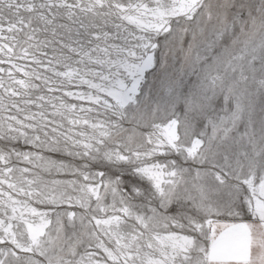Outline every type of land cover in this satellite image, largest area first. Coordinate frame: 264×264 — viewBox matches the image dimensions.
<instances>
[{
	"label": "snow or ice",
	"instance_id": "snow-or-ice-1",
	"mask_svg": "<svg viewBox=\"0 0 264 264\" xmlns=\"http://www.w3.org/2000/svg\"><path fill=\"white\" fill-rule=\"evenodd\" d=\"M0 264H264V0H0Z\"/></svg>",
	"mask_w": 264,
	"mask_h": 264
}]
</instances>
